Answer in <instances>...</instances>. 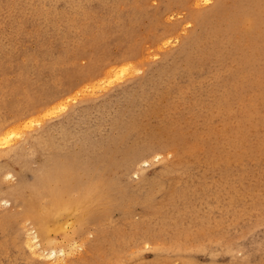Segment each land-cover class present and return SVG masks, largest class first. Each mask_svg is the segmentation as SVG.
I'll return each mask as SVG.
<instances>
[{"label": "rangeland", "instance_id": "374dc122", "mask_svg": "<svg viewBox=\"0 0 264 264\" xmlns=\"http://www.w3.org/2000/svg\"><path fill=\"white\" fill-rule=\"evenodd\" d=\"M215 2L0 0V264H264V164L234 163L240 119L256 123L264 114V0H242L253 10L246 18L235 0L206 26L193 17ZM102 52L110 65L99 62ZM84 54L103 71L90 82L76 76L89 64ZM61 151L88 160L81 173L99 192L98 219L82 227L72 215L45 240L34 221L46 202L38 201L37 176L45 156Z\"/></svg>", "mask_w": 264, "mask_h": 264}, {"label": "bare ground", "instance_id": "6f19581e", "mask_svg": "<svg viewBox=\"0 0 264 264\" xmlns=\"http://www.w3.org/2000/svg\"><path fill=\"white\" fill-rule=\"evenodd\" d=\"M121 1V0H120ZM142 1V0H141ZM210 1H212V0H206V2L208 3V2H210ZM242 0H235V3H234V7H233V10L235 11V12H238V14H239V16H241V17H250L251 15H252V12H253V10L252 9H250V8H247L244 4H242V2H241ZM108 3V2H107ZM106 3V4H107ZM114 3H116L115 1H114ZM121 3V2H120ZM140 3V2H139ZM257 3V2H256ZM264 3V2H263ZM101 4H103V3H101ZM261 4V3H260ZM83 5V4H82ZM104 5H105V3H104ZM116 5H117V3H116ZM120 5V4H119ZM255 5V4H254ZM110 6V5H109ZM134 6V5H133ZM132 6V7H133ZM262 6V5H261ZM260 6V7H261ZM107 7H108V5H107ZM131 7V8H132ZM147 6H145V8H146ZM232 7V6H231ZM231 7H228V6H226V4H225V0H216V2H215V5L212 7V8H210L208 11H199V12H193V17L195 18V19H197V21L199 20L201 23H205V26L207 25V23H211V22H209L210 20H213V19H217V18H219L220 17V15H222L225 11H228ZM48 8V7H47ZM80 8V7H79ZM78 8V9H79ZM106 8V7H105ZM138 8V7H137ZM136 8V9H137ZM141 8V7H140ZM81 9H82V7H81ZM111 9V8H110ZM114 9V8H113ZM128 9V8H127ZM144 9V8H143ZM168 9V8H167ZM167 9H165V11L167 12ZM260 9V8H259ZM261 9H263V8H261ZM80 10V9H79ZM83 10V9H82ZM81 10V11H82ZM125 10V9H124ZM132 10V9H131ZM140 10V9H139ZM147 10V9H146ZM145 10V11H146ZM94 11H96V10H94ZM100 11V10H99ZM127 11V10H126ZM141 11H143L142 9H141ZM164 11V10H163ZM125 12V11H124ZM128 12V11H127ZM126 12V13H127ZM161 12V11H160ZM159 12V13H160ZM144 13V12H143ZM142 13V14H143ZM146 13V12H145ZM156 13H157V11H156ZM161 13H165V12H161ZM168 13V12H167ZM112 15H113V13H111ZM151 14V13H150ZM153 14V13H152ZM151 14V15H152ZM75 15H76V13H75ZM112 15H110V16H112ZM115 15V14H114ZM122 15V17H123V13L121 14ZM126 15H128V13L126 14ZM139 15V14H138ZM158 15H160V14H158ZM163 15V14H162ZM161 15V16H162ZM47 16V15H46ZM53 16H54V14H53ZM134 16H135V14H134ZM137 16V15H136ZM161 16H160V18H161ZM264 16V15H263ZM39 17V16H38ZM50 17V16H49ZM59 17V16H58ZM114 17V16H113ZM112 17V18H113ZM133 17V16H132ZM132 17H131V19H132ZM155 17V16H154ZM157 17L159 18V16H156L155 17V19H157ZM35 18H37V16L35 17ZM42 18V17H41ZM47 18V17H46ZM45 18V16H44V19H46ZM119 18V17H118ZM264 18V17H263ZM40 19V18H39ZM123 19V18H122ZM250 19V18H249ZM33 20V19H32ZM41 20V19H40ZM39 20V21H40ZM92 20V19H91ZM117 20V19H116ZM121 20V19H120ZM125 20V19H124ZM124 20H123V22H124ZM38 21V22H39ZM42 21H44V20H42ZM41 21V22H42ZM47 21V20H46ZM122 21V20H121ZM154 21V20H153ZM263 21V20H262ZM48 22V21H47ZM46 22V23H47ZM98 22V21H97ZM104 22V21H103ZM137 22V21H136ZM45 23V22H44ZM127 23V22H126ZM244 24V23H243ZM56 25V24H55ZM58 25H60V23L58 24ZM98 25V24H97ZM117 25V24H116ZM237 25H239V23L238 24H236V26ZM126 26V25H125ZM255 26V25H254ZM260 26H261V24H260ZM263 26V25H262ZM100 27V26H99ZM98 28V27H97ZM100 29V28H99ZM117 29V28H116ZM125 29V28H124ZM253 29V28H252ZM107 30V29H106ZM234 30V29H233ZM237 30V29H236ZM260 30H262V29H260ZM103 32V31H102ZM105 32V31H104ZM246 32V31H245ZM253 32H254V30H253ZM45 33V32H44ZM124 33V32H123ZM127 33V32H126ZM48 34V33H47ZM164 34V33H163ZM246 34V33H245ZM165 35H166V33H165ZM251 35V34H250ZM259 35V34H258ZM95 36V35H94ZM93 36V37H94ZM98 36V35H97ZM129 36V35H128ZM227 36H228V34H227ZM100 37V36H99ZM62 38V37H61ZM66 39V38H65ZM131 39V38H130ZM91 40V39H90ZM93 40V39H92ZM91 40V41H92ZM97 40H98V38H97ZM104 40V39H103ZM124 40V39H123ZM95 42H96V39L94 40ZM129 41H132V40H129ZM186 40H184V42H185ZM205 41V40H204ZM93 42V41H92ZM94 42V43H95ZM104 42V41H103ZM124 42V41H123ZM133 42V41H132ZM99 43H101V42H99ZM107 43V42H106ZM216 43V42H215ZM228 44L230 43V42H227ZM95 44H97V43H95ZM108 44V43H107ZM125 44V43H124ZM128 44H130L129 42H128ZM224 44V43H223ZM227 44V45H228ZM258 44H260V43H258ZM131 45V44H130ZM204 45V44H203ZM214 45V44H213ZM226 45V46H227ZM236 45V44H235ZM99 46V45H98ZM101 46V45H100ZM185 46H186V44H185ZM220 46V45H219ZM133 47V46H132ZM212 47V46H211ZM245 47H247V46H245ZM244 47V48H245ZM68 48V47H67ZM71 48V47H70ZM191 48V47H190ZM215 48V47H214ZM227 48V47H226ZM234 48V47H233ZM111 49V48H110ZM125 49V48H124ZM131 49V48H130ZM134 49V48H133ZM182 49V48H181ZM198 49V48H197ZM196 49V50H197ZM218 49V48H217ZM231 49H232V47H231ZM237 49V48H236ZM140 50V49H139ZM138 50V51H139ZM213 50V49H212ZM221 50H222V48H221ZM221 50H220V52H221ZM226 50H228V49H226ZM237 50H239V49H237ZM41 51H42V49H41ZM126 51V50H125ZM125 51H122V52H125ZM211 50H209V52H210ZM222 51H224V50H222ZM236 51V50H235ZM84 52H85V50H84ZM83 52V53H84ZM128 52H130V51H128ZM132 52V51H131ZM178 52H180V51H178ZM182 52V51H181ZM188 52V51H187ZM207 52V51H206ZM205 52V53H206ZM212 52H215V51H212ZM211 52V53H212ZM217 52H219V51H217ZM216 52V53H217ZM220 52H219V54H220ZM225 52V51H224ZM231 52V51H230ZM74 53V52H73ZM177 53V52H176ZM229 53V52H228ZM246 53H247V51H246ZM69 54H71V53H69ZM86 54V53H85ZM81 55L82 57H85V58H87L88 59V62H89V64H88V66L87 67H84V68H79L78 70H77V72H76V76H78L79 78H82V80H84V81H89V80H91V79H94V77L96 78V77H99V76H101V74H102V72L103 71H100V67H99V65H98V63H97V58L96 59H91V57H86V55ZM125 54V53H124ZM178 54V53H177ZM176 54V55H177ZM183 54H185V53H183ZM209 54V53H208ZM224 54V53H223ZM226 54H227V52H226ZM230 54V53H229ZM228 54V55H229ZM232 54V53H231ZM235 54V53H234ZM244 54V53H243ZM41 55H42V53H41ZM98 55V54H97ZM173 55V54H172ZM179 55V54H178ZM191 56H192V52H191V54H190ZM197 55H198V53H197ZM207 55V54H206ZM225 55V54H224ZM228 55H227V58H228ZM241 55V54H240ZM240 55H239V57H240ZM252 55V54H251ZM182 56V55H181ZM213 56V55H212ZM211 56V57H212ZM217 56V55H216ZM219 56V55H218ZM218 56H217V58H218ZM94 57V56H93ZM96 57V56H95ZM210 57V58H211ZM223 57H225V56H223ZM235 57H238V55L237 56H235ZM235 57H234V61H235ZM241 57H243V55L241 56ZM123 58V57H122ZM177 58V57H176ZM175 58V59H176ZM192 58V57H191ZM213 59L215 58V56L214 57H212ZM219 58L221 59V57L219 56ZM218 58V59H219ZM114 58H112L108 53H106V52H102L101 54H100V56H99V62H103V61H105V63L107 62L109 65L112 63V60H113ZM121 58L120 57H117V60H120ZM170 59V58H169ZM178 59V58H177ZM218 59H216V60H218ZM225 59V58H224ZM232 59V58H231ZM242 59V58H241ZM257 59V58H256ZM166 60V59H165ZM164 60V61H165ZM168 60V59H167ZM192 60H193V58H192ZM204 60V59H203ZM202 60V61H203ZM209 60H211V59H209ZM237 60V59H236ZM163 61V62H164ZM169 62L171 61V60H168ZM183 61V60H182ZM215 60H213V62H214ZM225 61H226V59H225ZM228 61H230V60H228ZM233 60L231 61V63L232 62H234ZM256 61V60H255ZM62 62V61H61ZM111 62V63H110ZM185 62H187L188 64H189V62L187 61V60H185ZM212 62V61H211ZM217 62V61H216ZM215 62V64H217ZM219 62V61H218ZM245 62V61H244ZM173 64H175L176 63V61L175 62H172ZM186 63V64H187ZM192 63V62H191ZM221 63V62H220ZM219 63V64H220ZM224 63V62H223ZM222 63V64H223ZM225 63H227V62H225ZM225 63H224V65H225ZM237 63V62H236ZM249 63H251V62H249ZM73 64L74 63H72V66H73ZM167 64V63H166ZM183 64V63H182ZM194 64V63H193ZM208 64H210V63H208ZM208 64H206V65H208ZM218 64V65H219ZM221 64V65H222ZM232 64H234V63H232ZM237 64H239V63H237ZM248 64V63H247ZM252 64V63H251ZM163 65V64H162ZM221 65H220V67H221ZM244 65H246V64H244ZM248 65H250V64H248ZM166 66L167 65H165L164 67L166 68ZM170 66V65H169ZM184 66H185V64H184ZM211 66V65H210ZM223 66V65H222ZM240 66V65H239ZM255 66V65H254ZM253 66V67H254ZM81 67V66H80ZM160 68H161V66H159ZM173 67H176V66H173ZM180 67V66H179ZM205 67V66H204ZM215 68H216V66H214ZM232 67H233V65H232ZM247 67V66H246ZM252 67V66H251ZM27 68V67H26ZM77 68V67H76ZM119 68V67H118ZM117 68V69H118ZM159 68V69H160ZM176 68H178V67H176ZM208 68V67H207ZM212 68H213V66H212ZM212 68H211V70H212ZM218 68V67H217ZM243 68H244V66H243ZM255 68H256V66H255ZM258 68V67H257ZM30 69V68H29ZM159 69L157 70V71H159ZM172 69V68H171ZM170 69V71H172ZM175 69V68H174ZM203 69V68H202ZM223 69V68H222ZM184 70V69H183ZM194 70V69H193ZM197 70V69H196ZM195 70V71H196ZM209 70V69H208ZM211 70H209V72L211 71ZM237 70H238V68H237ZM236 70V71H237ZM27 71V69H25V72ZM105 71V70H104ZM118 71V70H117ZM116 71V72H117ZM122 71V70H121ZM165 72H167L166 71V69L164 70ZM188 71V70H187ZM191 71V70H190ZM194 71V72H195ZM224 71V70H223ZM222 71V72H223ZM235 71V72H236ZM241 71V70H240ZM249 71V70H248ZM27 72H29V70L27 71ZM72 72V71H71ZM115 72V71H114ZM160 72V71H159ZM174 72V71H173ZM176 72V71H175ZM178 72V71H177ZM216 72V71H215ZM220 72H221V70H220ZM219 71H218V73H220ZM221 72V73H222ZM225 72V71H224ZM229 72V71H228ZM233 72V71H232ZM111 73V72H110ZM119 73V72H118ZM155 73H156V71H155ZM168 74L170 73L169 71L167 72ZM179 73V72H178ZM196 73V72H195ZM195 73H193V74H195ZM217 73V72H216ZM227 73V72H226ZM225 73V74H226ZM229 73H231V72H229ZM26 74H28V73H26ZM105 74V73H104ZM103 74V75H104ZM152 74V73H151ZM209 74V73H208ZM211 74H212V72H211ZM234 74V73H233ZM29 75V74H28ZM167 75V74H166ZM171 77H172V75H171V73L169 74ZM176 75V74H175ZM222 75V74H221ZM228 75H231V74H228ZM245 75V74H244ZM157 76V75H156ZM176 76H178V75H176ZM176 76H174L173 75V77H176ZM207 76V75H206ZM206 76H204V79H205V77ZM210 76V75H209ZM212 76H214V74H212ZM217 75H215V77H216ZM234 76V75H233ZM236 76V75H235ZM159 77V76H158ZM166 77V76H165ZM188 77V76H187ZM198 77V76H197ZM214 77V78H215ZM221 77V76H220ZM222 77H224V74H223V76ZM245 77H246V75H245ZM245 77H242V78H245ZM20 78V77H19ZM25 78H26V76H25ZM150 78V77H149ZM161 78H162V76H161ZM166 78H168V77H166ZM177 78L178 77H176L175 79L177 80ZM182 78V77H181ZM189 78V77H188ZM208 78V77H207ZM228 78V77H227ZM247 78V77H246ZM155 79V78H154ZM169 79H170V77H169ZM174 78H172L171 80H173ZM183 79V78H182ZM185 79V78H184ZM209 79H211V77L209 78ZM222 79V78H221ZM225 79V78H224ZM224 79H222V80H224ZM230 79V78H229ZM249 78H247V80H248ZM186 80V79H185ZM201 81H202V79H200ZM220 80V79H219ZM250 80V79H249ZM86 81V82H87ZM175 81V80H174ZM192 81V80H191ZM221 81V80H220ZM234 81V79L232 80V82ZM90 82V81H89ZM167 82V81H166ZM180 82V81H179ZM184 82V81H183ZM194 82H196V81H194ZM193 82V83H194ZM199 82V81H198ZM213 82V81H212ZM216 82H219L218 80L216 81ZM226 82V81H225ZM229 82V81H228ZM97 83V82H96ZM144 83V82H143ZM143 83H141V84H143ZM147 83V82H146ZM158 83V82H157ZM160 83V82H159ZM162 83H163V81H162ZM161 83V84H162ZM165 83V82H164ZM168 83H169V81H168ZM174 83V82H173ZM178 85H179V83H178V81L176 82ZM175 83V87H179V86H181V84L179 85V86H177V84ZM182 83V82H181ZM202 83V82H201ZM206 83V82H205ZM207 83H210V82H207ZM206 83V84H207ZM241 83V82H240ZM248 83V82H247ZM55 84V83H54ZM197 84V83H196ZM211 84V83H210ZM219 84V83H218ZM218 84H216V86L218 85ZM224 84V83H223ZM158 85V84H157ZM164 85V84H163ZM198 85V84H197ZM208 85V84H207ZM206 85V86H207ZM213 85H214V83H213ZM213 85H211V86H209V88L210 87H212ZM240 85V84H239ZM247 85V84H246ZM145 86V85H144ZM174 86V85H173ZM172 86V87H173ZM183 86H184V84H183ZM183 86H181V87H183ZM196 86V85H195ZM195 86H193L194 88H195ZM200 86V85H199ZM202 86V85H201ZM251 86V85H250ZM152 87H154V86H152ZM160 87H163L162 85L160 86ZM197 87V86H196ZM218 87H219V85H218ZM218 87H216V88H218ZM221 87V86H220ZM219 87V90L221 89ZM233 87V86H232ZM242 87V86H241ZM61 88V87H60ZM147 88V87H146ZM159 88V87H158ZM169 88H171V87H169ZM190 88V87H189ZM188 88V89H189ZM203 88V87H202ZM207 88V87H206ZM253 88V87H252ZM14 89V88H13ZM17 89V88H16ZM59 89V88H58ZM128 89V88H127ZM132 89V88H131ZM142 89V88H141ZM148 89V88H147ZM178 89V88H177ZM180 89H182V88H179V90ZM201 89V88H200ZM211 89V88H210ZM215 89V88H214ZM230 89H231V87H230ZM248 89V88H247ZM251 89V88H250ZM254 89V88H253ZM121 90V89H120ZM130 90V89H129ZM144 90V89H143ZM143 90H141V91H143ZM152 90H153V88H152ZM173 90H175V89H173ZM202 90V89H201ZM200 90V91H201ZM238 90V89H237ZM140 91V90H139ZM151 91V90H150ZM154 91V90H153ZM171 91V90H170ZM194 91V90H193ZM212 91V90H211ZM210 91V92H211ZM226 91V90H225ZM59 93H60V90L58 91ZM152 92V91H151ZM182 92H184V91H182ZM191 92V91H190ZM202 92V91H201ZM206 92H207V90H206ZM216 92V91H215ZM222 92H223V89H222ZM249 92V91H248ZM61 93H63V92H61ZM117 93H118V91H117ZM144 93V92H143ZM142 92H140V94H143ZM153 93H155V92H153ZM174 93V92H173ZM43 94H44V91H43ZM146 94V93H145ZM147 94H149V93H147ZM129 95V94H128ZM137 95V94H136ZM151 95V94H150ZM229 95V94H228ZM140 96V98H141V96L143 97V95H139ZM229 96H232V95H229ZM48 97V96H47ZM63 97V96H62ZM116 97V96H115ZM126 97V96H125ZM226 97V96H225ZM57 98V97H56ZM124 98V97H123ZM148 98V97H147ZM153 98H154V96H153ZM153 98H152V100H153ZM115 99V98H114ZM151 99V98H150ZM173 99V98H172ZM225 99V98H224ZM137 101V100H136ZM165 101V100H164ZM167 101V100H166ZM180 101V100H179ZM53 102V101H52ZM111 102V101H110ZM147 102V101H146ZM171 102V101H170ZM233 102V101H232ZM40 103V102H39ZM43 103V102H42ZM50 103V102H49ZM48 103V104H49ZM122 103V102H121ZM149 103V102H148ZM134 104V103H133ZM141 104V103H140ZM145 104H147V103H145ZM144 104V105H145ZM151 104V103H150ZM165 104V103H164ZM173 104V103H172ZM142 105V104H141ZM143 105V106H144ZM136 106H138V105H136ZM146 106V105H145ZM152 106V105H151ZM127 107V106H126ZM129 108V107H128ZM134 108H136L135 106H134ZM133 108V109H134ZM138 109V108H137ZM139 110H141V108L139 109ZM76 111V110H75ZM132 111H134V110H131V112ZM119 112H123V111H120L119 110ZM135 112V111H134ZM116 113H117V111H116ZM128 113V112H127ZM126 113V114H127ZM133 113V112H132ZM139 113V112H138ZM119 114V113H118ZM129 114H130V112H129ZM137 114V113H136ZM122 115V114H121ZM134 115H135V113H134ZM111 116V115H110ZM113 116H114V112H113ZM125 117H126V115H124ZM128 116V115H127ZM130 116V115H129ZM116 117H117V115H116ZM107 118V117H106ZM110 118V117H109ZM112 118V117H111ZM139 118H141V116L139 117ZM243 118L244 119H240V122L242 123V126H241V130H240V136L242 137V140H243V138H244V140L242 141V152L236 157V159H234V163H235V165H238V163H240L239 164V166L238 167H241V168H246V167H248V166H250V165H253L254 167H260L262 164H264V114L260 117V119H259V121H257L256 123H252L251 122V119L250 118H245V115H243ZM102 119V118H101ZM119 119V118H118ZM117 119V120H118ZM121 119V118H120ZM122 119H123V117H122ZM121 119V120H122ZM93 120H95L96 121V119H93ZM111 120V119H110ZM115 120V121H114ZM115 118L113 119V121L114 122H116L117 121ZM124 120V119H123ZM101 121V120H100ZM99 121V122H100ZM104 121H106V120H104ZM118 121H120V120H118ZM117 121V125H119V122ZM133 121H134V119H133ZM141 121V120H140ZM93 122V121H92ZM99 122H97V123H99ZM106 122H109L108 121V119H107V121ZM121 122V121H120ZM101 123V122H100ZM111 123V122H110ZM7 124V123H6ZM105 124V123H104ZM108 124V123H107ZM97 125V124H96ZM100 125H102V124H100ZM99 125V126H100ZM115 125V124H114ZM122 125V123L120 124V127H122L121 126ZM130 125V124H129ZM128 125V126H129ZM152 125V124H151ZM5 126V125H4ZM98 126V125H97ZM102 126H104V125H102ZM102 126H100V128L102 127ZM105 126H106V124H105ZM8 127V126H7ZM107 127V126H106ZM110 127H114L113 125L112 126H109V129H110ZM118 127V126H117ZM124 128V127H123ZM126 128V127H125ZM106 129V128H105ZM111 130H113V129H111ZM124 130V129H123ZM0 131H2V130H0ZM5 131H7V130H5ZM94 130H92V132H93ZM104 131V130H103ZM129 130H127L126 132H128ZM3 132V131H2ZM85 132H87V131H85ZM105 132V131H104ZM139 132V131H138ZM9 133V132H8ZM98 133H99V131H98ZM151 133V132H150ZM1 134V133H0ZM3 134V133H2ZM1 134V135H2ZM4 134H5V136H6V132H4ZM70 134V133H69ZM101 134V133H100ZM119 134H122V133H119ZM149 134V133H148ZM155 134V133H154ZM131 135V134H130ZM135 135V134H134ZM42 136V135H41ZM118 136H120V135H118ZM147 136V135H146ZM145 136V137H146ZM151 136V135H150ZM121 137V136H120ZM127 138H128V136H126ZM125 137V138H126ZM40 138V137H39ZM38 138V139H39ZM76 138V137H75ZM74 138V139H75ZM115 138V137H114ZM132 138V137H131ZM5 138H1L0 139V141L1 142H3L4 143V140ZM36 139V138H35ZM62 139V138H61ZM80 139V138H79ZM111 139H112V137H111ZM121 139V138H120ZM155 139V138H154ZM78 140V139H77ZM115 140V139H114ZM113 140V141H114ZM132 140H133V138H132ZM151 140H153V139H151ZM42 141V140H41ZM87 141V140H86ZM140 141H142V140H140ZM63 142L65 143V140H63ZM110 142V141H109ZM117 142H119V141H117ZM126 143H127V140L125 141ZM137 142V141H136ZM51 143V142H50ZM53 143V142H52ZM57 143V142H56ZM69 143V142H68ZM85 143V142H84ZM129 143V142H128ZM144 143H146V142H144ZM90 144V143H89ZM110 144V143H109ZM112 144H113V142H112ZM138 144V143H137ZM150 144V143H149ZM163 144V143H162ZM54 145H55V143H54ZM119 145V144H118ZM122 145V144H121ZM120 145V146H121ZM126 145H128V144H126ZM144 145V144H143ZM61 146V145H60ZM107 146H109V145H107ZM106 146V147H107ZM147 146V145H146ZM40 147V146H39ZM122 147V146H121ZM126 147V146H125ZM128 147H129V145H128ZM138 148H136V149H138L139 150V146H137ZM159 147V146H158ZM124 148V147H123ZM132 148H134V147H132ZM131 148V149H132ZM152 148V147H151ZM153 148H154V146H153ZM159 148H161V146L159 147ZM159 148H157V149H159ZM164 148V147H163ZM56 149H58L57 147H56ZM100 149V148H99ZM105 149H107V148H105ZM117 149V148H116ZM118 150V149H117ZM121 149H119V151H120ZM130 150V149H129ZM153 150V149H152ZM151 150V151H152ZM153 151H155V150H153ZM99 152V151H98ZM123 152H124V150H123ZM128 152V151H127ZM149 152V151H148ZM61 153H62V155L60 156V157H51V156H45V160H44V166L43 167H41L40 168V170H39V175L37 176V180H38V182L40 183V186H41V188H40V192H38L39 193V195H38V201H46L45 202V206H43V208H42V211H40L38 214H36L35 215V217H34V221H35V224H36V226L39 228V231L41 232V234L45 237V240H48L49 239V236H50V233L52 232V231H59V230H62L63 229V226H64V222L66 221L67 222V219L70 217V216H72V215H74V216H76V217H78V219H79V221H80V223H81V226L83 227V226H86V224H94V223H96L97 222V216L95 215V207L97 206V204H100L99 202H100V200H101V198H100V196H99V192L97 191V190H95V189H93V188H91L90 186H89V183H88V180L89 179H87V178H85V176L83 175V174H85L84 172L83 173H81L82 171H81V167L82 168H84L85 170H87V169H89V163L87 162L88 160H84V159H81V157H80V159L79 158H76L77 156L75 155V153H72V154H70V152H68V153H63L62 151H61ZM115 153H116V151H115ZM143 151L142 152H140V153H138L137 155H133V156H130V157H133V158H130L129 160H131V162L132 161H135V160H137V158H139V157H141L142 155H143ZM146 153V152H145ZM109 154V153H108ZM124 155H126V153H124ZM121 156V155H120ZM123 156V155H122ZM121 156V157H122ZM6 157V156H5ZM124 157V156H123ZM126 157V156H125ZM124 157V158H125ZM65 159V161H63ZM122 159V158H121ZM128 159V158H127ZM8 160H9V164L8 165H13V164H17L20 160H21V158H8ZM125 160H126V158H125ZM142 160V159H141ZM140 160V161H141ZM139 161V162H140ZM138 163V162H137ZM142 163V162H141ZM140 163V164H141ZM143 163H144V161H143ZM135 164V163H134ZM131 165V164H130ZM129 165V166H130ZM139 165V164H138ZM132 166V165H131ZM136 166V165H135ZM141 167V166H140ZM137 169V168H136ZM185 169V168H184ZM135 170V169H134ZM133 170V171H134ZM0 171H1V169H0ZM132 171V172H133ZM176 171V170H175ZM206 172V171H205ZM76 173L77 174H80L79 176L77 175L76 176ZM171 173H172V171H171ZM145 176V175H144ZM192 177V176H191ZM147 178V177H146ZM149 178V177H148ZM148 180V179H147ZM145 181V180H144ZM148 181H150V179L148 180ZM52 182H54L55 183V186H52V185H50ZM142 184H144V183H142ZM141 184V185H142ZM198 185V184H197ZM197 185L195 186V188L197 187ZM139 186V185H138ZM171 190V189H170ZM169 190V191H170ZM176 190H178V189H176ZM180 190V189H179ZM195 190V189H194ZM193 190V191H194ZM184 191V190H183ZM167 192V191H166ZM182 192V191H181ZM144 193H145V191H144ZM176 193V192H175ZM185 193V192H184ZM166 194H168V193H166ZM172 194H173V192H172ZM183 196V195H182ZM189 196V195H188ZM170 197V196H169ZM170 198H172V196L170 197ZM183 198V197H182ZM203 198H204V196H203ZM178 199V198H177ZM179 200V199H178ZM183 200V199H182ZM185 200H187V199H185ZM172 201V200H171ZM134 202V201H133ZM175 202V201H174ZM227 202V201H226ZM242 202V201H241ZM205 204V203H204ZM207 204V203H206ZM211 204V203H210ZM239 204H240V202H239ZM254 205H255V203H254ZM207 206V205H206ZM213 206V205H212ZM42 207V206H41ZM193 207V206H192ZM192 207H191V209H192ZM209 207V206H208ZM254 207V206H253ZM213 208V207H212ZM235 208V207H234ZM238 208V207H237ZM222 209V208H221ZM227 209V208H226ZM184 210V209H183ZM235 210H237V209H235ZM254 210V209H253ZM30 211L32 212V211H34V207L33 206H30ZM39 211V210H38ZM188 211H190V210H188ZM248 211V210H247ZM260 211V210H259ZM199 212V211H198ZM236 212V211H235ZM255 212V211H254ZM192 213H194V211L192 212ZM212 213V212H211ZM211 213H210V215H211ZM215 213V212H214ZM237 213V212H236ZM28 214V213H27ZM188 214V213H187ZM216 214V213H215ZM227 214H229V213H227ZM235 214V213H234ZM193 215V214H192ZM197 215H198V213H197ZM217 215V214H216ZM222 215V214H221ZM220 215V216H221ZM227 216V215H226ZM201 217V216H200ZM208 217V216H207ZM197 218V217H196ZM215 218V217H214ZM242 217H240L239 218V220L241 219ZM195 219V218H194ZM237 219V218H236ZM255 219H256V217H255ZM207 220V219H206ZM234 219H232V221H233ZM258 220V219H257ZM260 220V219H259ZM198 221H200V220H198ZM225 221V220H224ZM208 222H210V221H208ZM222 222V220L220 221V223ZM231 222V221H230ZM235 222H237V220L235 221ZM205 223V222H204ZM214 223H215V220H214ZM242 223H245V222H242ZM207 224V223H206ZM221 224H223V223H221ZM228 224V223H227ZM237 224H239L238 222H237ZM208 225V224H207ZM207 225H205V226H207ZM213 225V224H212ZM212 225H210L209 227H211ZM231 225V224H230ZM235 225V224H234ZM254 225V224H253ZM257 225H260V224H258L257 223ZM205 226H203V227H205ZM214 226V225H213ZM217 226V225H216ZM250 226L251 225H249L248 224V227L250 228ZM256 226V225H255ZM219 227V226H218ZM227 227H229L228 225H227ZM234 227V226H233ZM235 227H236V225H235ZM246 227H247V225H246ZM245 227V228H246ZM202 228V227H201ZM207 228V227H206ZM242 228H244V227H242ZM196 229H198V227L196 228ZM210 229V228H209ZM212 229H214V227L213 228H211V230H209V231H211L212 232ZM217 229V228H216ZM223 229V228H222ZM226 229V228H225ZM234 229V228H233ZM233 229H232V231H233ZM237 229V228H236ZM235 229V230H236ZM190 230V229H189ZM199 230V229H198ZM203 230V229H202ZM201 230V231H202ZM243 230V229H242ZM197 231V230H196ZM200 231V230H199ZM200 231V232H201ZM204 231V230H203ZM207 231V230H206ZM208 231V232H209ZM214 231V230H213ZM219 231V230H218ZM231 231V232H232ZM199 232V233H200ZM211 232H209L210 234H211ZM226 232L228 233V231L226 230ZM235 232H237V231H235ZM240 232V231H239ZM243 231H241V233H242ZM206 233V232H205ZM216 233V232H215ZM219 233V232H218ZM227 233L225 234V237H226V235H227ZM238 233V232H237ZM209 234V235H210ZM220 234V233H219ZM235 234V233H234ZM233 234V235H234ZM199 235V234H198ZM212 235V234H211ZM214 236L216 235V234H213ZM220 235H222L223 236V234H220ZM197 236V235H196ZM201 236V235H200ZM203 236H206V235H203ZM208 236V235H207ZM219 236V235H218ZM199 237V236H198ZM211 236H209L208 238H210ZM224 237V236H223ZM224 237V238H225ZM228 237V236H227ZM206 238V237H205ZM205 238H204V240H205ZM213 238V237H212ZM211 238V239H212ZM224 238H221V239H219V240H222V239H224ZM230 238H231V236H230ZM235 238V237H234ZM190 239V238H189ZM236 239V238H235ZM228 240V239H227ZM234 240V239H233ZM229 241H232V240H229ZM237 241V240H236ZM205 242V241H204ZM203 242V243H204ZM208 242H212V241H210V239L208 240ZM207 242V243H208ZM220 242V241H219ZM231 243V242H230ZM228 244V243H227ZM226 244V245H227ZM202 245V244H201ZM231 245V244H230ZM264 245V244H263ZM203 246V245H202ZM206 247H208L207 245H206ZM228 247H229V244H228ZM231 247V246H230ZM221 249V248H220ZM222 250H223V247H222ZM225 251H226V249H225ZM63 252V251H62ZM64 253V252H63ZM232 253V252H231ZM245 261V260H244ZM246 261H248L247 260V258H246ZM243 263V262H242ZM246 263V262H245ZM247 264H249V263H247Z\"/></svg>", "mask_w": 264, "mask_h": 264}]
</instances>
